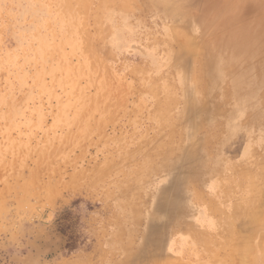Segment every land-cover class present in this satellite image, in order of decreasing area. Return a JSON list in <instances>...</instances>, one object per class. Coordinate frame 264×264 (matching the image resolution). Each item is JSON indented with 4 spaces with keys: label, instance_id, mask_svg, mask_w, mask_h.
I'll return each instance as SVG.
<instances>
[{
    "label": "rangeland",
    "instance_id": "1",
    "mask_svg": "<svg viewBox=\"0 0 264 264\" xmlns=\"http://www.w3.org/2000/svg\"><path fill=\"white\" fill-rule=\"evenodd\" d=\"M263 203L264 0H0V264H264Z\"/></svg>",
    "mask_w": 264,
    "mask_h": 264
},
{
    "label": "bare ground",
    "instance_id": "2",
    "mask_svg": "<svg viewBox=\"0 0 264 264\" xmlns=\"http://www.w3.org/2000/svg\"><path fill=\"white\" fill-rule=\"evenodd\" d=\"M182 36V35H181ZM182 38V37H181ZM180 40V39H179ZM183 42L185 41L184 39L182 40ZM181 41V42H182ZM182 42V43H183ZM186 42V41H185ZM184 42V43H185ZM230 45L231 46H233V52H232V54H236V56L238 57V56H242V54H243V51L244 50H246L247 49V46H250L251 45V40L249 39V38H247V37H242V36H235L231 41H230ZM241 106H243V103L241 104ZM245 146V145H244ZM239 152V151H238ZM237 152V153H238ZM235 153V152H234ZM264 204V203H263ZM256 207V206H255ZM264 211V210H263ZM248 215V214H247ZM263 215V214H262ZM257 216V215H256ZM258 217V216H257ZM259 218V217H258ZM261 218V217H260ZM257 221H259V220H257ZM263 222H264V220H262ZM234 247H235V245H234ZM237 247V246H236ZM238 248V247H237ZM258 248H260V247H258ZM241 249H242V247H241ZM241 249H238V251L239 250H241ZM243 249H245V251H246V247L245 248H243ZM177 263V262H176ZM244 264V263H243Z\"/></svg>",
    "mask_w": 264,
    "mask_h": 264
}]
</instances>
